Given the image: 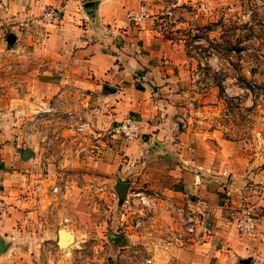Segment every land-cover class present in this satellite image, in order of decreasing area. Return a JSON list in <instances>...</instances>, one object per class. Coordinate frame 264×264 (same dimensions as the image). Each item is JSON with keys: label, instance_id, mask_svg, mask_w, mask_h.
Segmentation results:
<instances>
[{"label": "crops", "instance_id": "0c3cea01", "mask_svg": "<svg viewBox=\"0 0 264 264\" xmlns=\"http://www.w3.org/2000/svg\"><path fill=\"white\" fill-rule=\"evenodd\" d=\"M144 1L0 0V31L9 27L15 35L9 50L15 63L25 66L31 97L48 100L69 90L81 92L94 138L126 120L139 127L133 141L106 137L98 142L109 144L116 159L106 165L108 170L119 166L122 180L161 198H200L202 222L192 244L183 247L164 239L170 230L160 218L137 234L152 249L149 264H264V168L255 171L257 161L246 157L237 142L220 138L218 130L206 137L198 130L193 110L203 100L187 91L182 41L178 45L174 34L158 29L153 8ZM143 4L153 16L140 25L130 23L128 14ZM50 9L60 15L54 23L42 19ZM9 150L0 147V197L10 206L0 222V237L9 245L0 264L15 263L10 255L22 240L19 221L45 212L48 199V178L27 183L19 169L33 162L19 155L10 162ZM177 184L183 192H176ZM244 215L253 221L250 233L239 231ZM27 225L33 231L34 222ZM32 234L31 242L36 239ZM51 237L53 230L46 227L40 240Z\"/></svg>", "mask_w": 264, "mask_h": 264}, {"label": "rangeland", "instance_id": "374dc122", "mask_svg": "<svg viewBox=\"0 0 264 264\" xmlns=\"http://www.w3.org/2000/svg\"><path fill=\"white\" fill-rule=\"evenodd\" d=\"M144 2L153 8L158 29L174 34L178 45L182 41L179 47L182 46L187 61V91L203 100L198 106L193 105L198 130L204 131L203 135L218 130L220 138L237 142L246 157L257 161L255 171L263 169L264 0ZM181 21L185 24H179ZM2 30L0 147L10 148V162L17 155L21 159L24 150L33 153L24 160L33 162L32 166L19 169L26 175L27 183L48 178L45 212L33 218L24 216L23 223L19 221L22 228L19 225L17 233L22 240L10 255L16 260L14 264H142L152 256V249L137 234L157 218L170 230L164 239L183 247L192 244L196 233L188 234L187 226L195 225L197 232L200 229V198H161V194L144 190L132 180H122L119 166L108 170L106 165L116 159L106 148L111 147L109 144L98 142L111 129L94 138L86 122L88 117L84 116L89 104L81 92L69 90L63 97L52 96L48 100L31 97L34 93L25 81V66L15 63V53L9 50L16 44V40L11 46L8 42L12 30L4 26ZM12 97H18L17 101H12ZM118 182L130 185L128 195L142 192L156 198L155 210L141 218L144 222L139 228L136 224L140 207L120 203ZM176 186V192H183L180 185ZM54 187L59 188L58 193H52ZM245 217L239 220L238 228ZM66 218L69 223H63ZM31 221L35 231L32 237L36 238L33 242L28 235L33 232L31 225H27ZM53 223L57 225L51 226ZM46 227L53 230V237L41 241ZM62 228L77 236L75 244L66 250L57 244V233ZM152 229L148 239L153 236Z\"/></svg>", "mask_w": 264, "mask_h": 264}, {"label": "built area", "instance_id": "2783aa9c", "mask_svg": "<svg viewBox=\"0 0 264 264\" xmlns=\"http://www.w3.org/2000/svg\"><path fill=\"white\" fill-rule=\"evenodd\" d=\"M153 14L150 12L149 7L146 4H143L139 7L138 10L130 12L127 16L128 21L134 25H140L144 20L152 17ZM60 15L58 11L54 9L48 10L43 15V20L48 21L49 23H54L59 19ZM162 25H165L162 22ZM139 127L131 120H126L112 128L108 132L103 134V138L111 137V138H121L127 142L133 141L139 138ZM59 188L54 187L52 193H58ZM125 205H129L130 207L135 206L136 208L140 207L138 210L139 218H137L136 228H139L141 224L144 222L141 219L144 215H148L155 210L156 206V198L146 195L142 192H134L131 195H128ZM10 206L6 202V200L0 197V222L5 220L10 214ZM63 223H69V219H65ZM201 227V226H200ZM239 229L242 233H248L252 229H254L253 221L249 217H245L241 222ZM188 234H197V227L195 225L187 226ZM195 234V235H196ZM148 260L142 262V264H149Z\"/></svg>", "mask_w": 264, "mask_h": 264}, {"label": "water", "instance_id": "95a60500", "mask_svg": "<svg viewBox=\"0 0 264 264\" xmlns=\"http://www.w3.org/2000/svg\"><path fill=\"white\" fill-rule=\"evenodd\" d=\"M92 3H88L85 5V8L88 6H91ZM16 38L13 34H9L8 36V42L10 44V46L15 42ZM33 155V153L30 150H24L23 152V160H27L28 158H30ZM130 185L128 183H122V182H118L116 184V191L119 197V201L121 204H124L127 200L128 197V190ZM113 238H116V236L111 235ZM76 239H75V235L70 232L67 231L66 229L62 228L58 231V247L60 249L66 250L68 249L72 244H75ZM9 248V245L6 244L3 241V238L0 237V254L4 253L5 251H7Z\"/></svg>", "mask_w": 264, "mask_h": 264}]
</instances>
